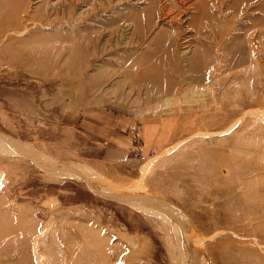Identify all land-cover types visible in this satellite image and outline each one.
Returning <instances> with one entry per match:
<instances>
[{"label":"rangeland","instance_id":"obj_1","mask_svg":"<svg viewBox=\"0 0 264 264\" xmlns=\"http://www.w3.org/2000/svg\"><path fill=\"white\" fill-rule=\"evenodd\" d=\"M0 264H264V0H0Z\"/></svg>","mask_w":264,"mask_h":264},{"label":"crops","instance_id":"obj_2","mask_svg":"<svg viewBox=\"0 0 264 264\" xmlns=\"http://www.w3.org/2000/svg\"><path fill=\"white\" fill-rule=\"evenodd\" d=\"M69 118V117H68ZM124 124H126V123H124ZM129 125V124H128ZM125 127H127V128H129V126H122V127H120V129L121 128H125ZM111 131H114V130H111ZM113 133V132H112ZM112 135V134H111ZM112 138L114 139V141L115 140H117V136L115 135V136H113L112 135ZM118 141H120L121 142V144L122 145H124V146H126V143H127V136H123L122 138H120V139H118ZM150 144H148V145H153L152 143H153V137H152V143L151 142H149ZM149 150H151V149H149Z\"/></svg>","mask_w":264,"mask_h":264},{"label":"built area","instance_id":"obj_3","mask_svg":"<svg viewBox=\"0 0 264 264\" xmlns=\"http://www.w3.org/2000/svg\"><path fill=\"white\" fill-rule=\"evenodd\" d=\"M254 58H256V55H254ZM141 159L143 158V157H140Z\"/></svg>","mask_w":264,"mask_h":264}]
</instances>
